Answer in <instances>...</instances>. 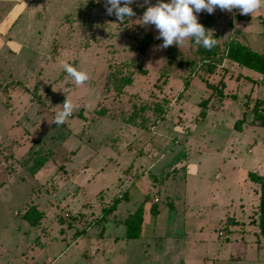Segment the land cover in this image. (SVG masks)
Instances as JSON below:
<instances>
[{"label": "rangeland", "instance_id": "374dc122", "mask_svg": "<svg viewBox=\"0 0 264 264\" xmlns=\"http://www.w3.org/2000/svg\"><path fill=\"white\" fill-rule=\"evenodd\" d=\"M130 6L121 22L105 0H0V264H264L248 177L264 172V127L250 122L264 76L223 56L231 38L264 50V8L197 14L217 40L211 75L194 39L159 50L155 26L140 24L148 5ZM62 61L89 81L76 85ZM221 78L202 117L203 79ZM66 97L74 111L57 125ZM141 203L142 233L127 239ZM31 204L44 214L36 226L22 217Z\"/></svg>", "mask_w": 264, "mask_h": 264}, {"label": "clouds", "instance_id": "9594fccd", "mask_svg": "<svg viewBox=\"0 0 264 264\" xmlns=\"http://www.w3.org/2000/svg\"><path fill=\"white\" fill-rule=\"evenodd\" d=\"M98 2V0H97ZM135 0H105L107 15H115L121 22L125 18L136 15L130 6ZM148 5L140 19L142 25H154L158 31L156 39H162L163 43L157 45L159 50L169 46H181L190 38L194 39L197 45H202L205 49L211 50L217 43L213 38V31L206 29L198 22V15L201 12L213 14L217 8L221 11L231 13L234 9H239L241 15H248L264 8V0H157L152 5L150 0H144ZM62 67L76 85H83L89 81V74L86 71L77 70L66 61H62ZM63 107L56 114L57 125L64 124L74 111L73 103L67 99L63 102Z\"/></svg>", "mask_w": 264, "mask_h": 264}, {"label": "trees", "instance_id": "16d2710c", "mask_svg": "<svg viewBox=\"0 0 264 264\" xmlns=\"http://www.w3.org/2000/svg\"><path fill=\"white\" fill-rule=\"evenodd\" d=\"M235 18L238 20L241 19H250L249 15H241L239 12V9H237L235 13ZM206 27L209 25V22H205ZM239 31L236 30L235 33H238ZM151 33H148V37L146 39L140 40V43L138 45V51L141 54H144L146 52V49L148 45L151 42ZM197 51L200 55H202L204 58L202 62V66H205L206 71L209 74H214L216 65L213 62L214 57L216 56V50L213 47L211 50L205 49L202 45H198ZM224 58L228 61H231L242 68H247L250 70H253L255 72H258L264 76V50L262 51H256L250 48L246 43L236 39L231 38L227 41L226 47L224 50ZM137 72L141 74H147V70L140 65L136 66ZM249 78V77H248ZM159 79V78H158ZM203 81L206 84V87L211 89L212 92L210 94V97L203 99L200 102V106L203 108L200 112V115L202 117L205 116V108L208 104V100L211 98L213 94H217L219 97H222L224 95L223 89L225 88V83L223 81V78L219 79L217 85H214L213 83L207 81L206 79H203ZM132 83V76L127 77L124 79V85L128 86ZM189 85V79H186L184 82V86ZM155 110L159 111V118L163 116L162 110L158 105L155 106ZM252 110V119L251 123L257 126L264 127V99L256 98L253 101V104L251 106ZM102 115L105 114L104 109H100L98 111ZM159 118H155L152 121V124L154 125ZM245 121L244 118L238 119L236 121L235 127L241 126L243 122ZM127 122L130 123V125L137 126L134 118V114L130 115V117L127 118ZM126 122V123H127ZM139 128H145V125L139 126ZM249 179L257 184L258 186V204H257V215H256V227L257 232L260 236L264 237V172L259 174L256 172H249L248 174ZM127 198V193L123 192L121 195L114 197L111 202L109 203L108 207L102 208L101 213V219L106 221V218L108 215L114 213V211L117 208V204ZM149 213L152 216H156L157 208L155 206H151L149 209ZM44 214L43 211H41L38 208L37 204H31L28 205V207L25 209V211L22 214V217L29 222L30 225L36 226L39 224L41 219L43 218ZM144 222V203L139 204L136 209L128 214V216L124 219V223L126 226L125 230V237L127 239H135L139 238L142 233V227Z\"/></svg>", "mask_w": 264, "mask_h": 264}]
</instances>
